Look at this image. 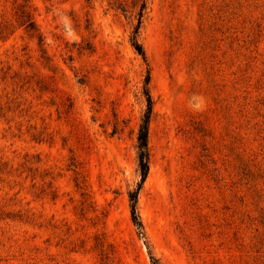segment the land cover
Masks as SVG:
<instances>
[{
  "label": "rangeland",
  "instance_id": "obj_1",
  "mask_svg": "<svg viewBox=\"0 0 264 264\" xmlns=\"http://www.w3.org/2000/svg\"><path fill=\"white\" fill-rule=\"evenodd\" d=\"M132 0H128L131 2ZM0 0V264H264V0ZM153 98L150 172L138 134Z\"/></svg>",
  "mask_w": 264,
  "mask_h": 264
},
{
  "label": "trees",
  "instance_id": "obj_2",
  "mask_svg": "<svg viewBox=\"0 0 264 264\" xmlns=\"http://www.w3.org/2000/svg\"><path fill=\"white\" fill-rule=\"evenodd\" d=\"M13 3L15 5L14 21L16 22V26H18L19 28H24L26 32L29 33L32 37H36L39 41L40 47L44 46L45 37L42 34L39 25L36 21L35 8L32 3V0H13ZM109 3L112 7L120 9L124 12H133V16L135 20H137V22L134 25L132 46L146 60V52L144 46L139 42L138 34L143 24L144 14L147 9L148 0H132L131 2H128V0H109ZM16 26L10 21H4L3 24L0 25V39L5 40L9 38V36L14 34L17 28ZM150 81L151 72L150 70H148V74L145 81V85L147 88L146 95L148 101V109L142 120L138 134V160L141 173V180L137 188L132 191L129 195L132 222L136 226L138 230V235L141 238H145V228L138 209V199L139 194L150 172L151 159L149 148V134L150 122L153 114V98L148 89ZM150 255L152 264H160L159 260L152 253H150Z\"/></svg>",
  "mask_w": 264,
  "mask_h": 264
}]
</instances>
